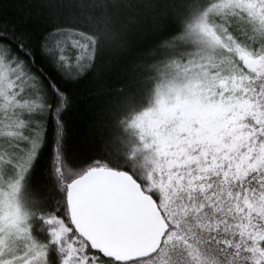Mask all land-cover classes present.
<instances>
[{
  "label": "snow or ice",
  "instance_id": "obj_1",
  "mask_svg": "<svg viewBox=\"0 0 264 264\" xmlns=\"http://www.w3.org/2000/svg\"><path fill=\"white\" fill-rule=\"evenodd\" d=\"M0 264H264V0H0Z\"/></svg>",
  "mask_w": 264,
  "mask_h": 264
}]
</instances>
